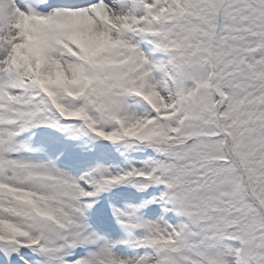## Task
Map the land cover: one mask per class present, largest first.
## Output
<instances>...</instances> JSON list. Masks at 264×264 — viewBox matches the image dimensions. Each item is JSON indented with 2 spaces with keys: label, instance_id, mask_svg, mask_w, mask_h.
Instances as JSON below:
<instances>
[{
  "label": "snow or ice",
  "instance_id": "obj_1",
  "mask_svg": "<svg viewBox=\"0 0 264 264\" xmlns=\"http://www.w3.org/2000/svg\"><path fill=\"white\" fill-rule=\"evenodd\" d=\"M0 264H264V0H0Z\"/></svg>",
  "mask_w": 264,
  "mask_h": 264
}]
</instances>
